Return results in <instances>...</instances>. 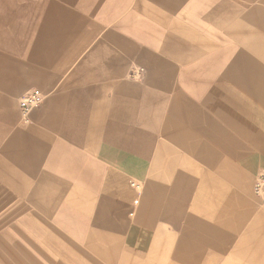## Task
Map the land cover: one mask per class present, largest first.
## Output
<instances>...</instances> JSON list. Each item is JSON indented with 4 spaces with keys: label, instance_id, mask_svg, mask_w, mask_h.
<instances>
[{
    "label": "crops",
    "instance_id": "1",
    "mask_svg": "<svg viewBox=\"0 0 264 264\" xmlns=\"http://www.w3.org/2000/svg\"><path fill=\"white\" fill-rule=\"evenodd\" d=\"M228 1L216 0L202 18L223 16L226 21L236 20L227 29L229 33L262 38L259 32L264 31V0L258 5L252 4L254 0L234 4ZM181 3L186 1H154L157 7L164 8ZM105 5L112 8V1H105ZM144 18L149 20L147 15ZM96 23L89 22L94 31H101ZM75 24L86 26L87 21L79 17ZM107 24L106 21L102 31L91 36L95 47L88 52L101 49L103 40L138 48L136 40L144 37L137 34L129 39L109 30ZM193 37L182 33L178 40L190 42ZM249 39L245 43L262 60L243 52L228 53L227 49L215 55L203 54L184 42L178 48L138 54L145 67L141 81L136 82L119 77L117 59L110 55L105 61L108 85L103 84V76L96 73L95 65L92 73L85 71L83 78L65 81L59 79L60 68L45 69L50 80L42 87H52V92L33 87L46 93L41 106L31 113L36 128L22 133V128H15L1 148L0 162L4 161L2 155L7 157L11 148L19 146L21 134L36 131L38 162L59 161L61 165L56 163L55 172L65 173L68 179L70 168L63 169L66 167H62V162L97 159L100 198L95 202L91 223L103 234L121 237L131 252H144L150 245L136 243L145 236L143 213L146 205L152 203L156 204L155 209L163 208L156 218L173 219L179 225L178 240L170 255L174 264H241L242 258L252 264H264V212L250 203L254 197L264 208L252 191L255 174L264 169V40ZM203 49L206 51V47ZM34 58L38 61L47 57L43 53ZM83 58L71 67L70 76L86 67ZM94 58L90 55L87 60ZM60 60L49 59L46 65L64 64ZM40 73L42 70L33 75ZM16 76L17 72H11L10 85L22 81ZM106 86L109 92L103 91ZM5 102L12 119L10 98ZM155 130H159L163 140L157 146L153 143ZM151 154L158 156L152 161L148 157ZM12 158L22 163L18 155ZM71 167L74 177L83 176L75 171V164ZM125 172L149 181L143 185L145 197L141 205L139 193L124 181ZM139 179L136 180L142 183ZM136 198L139 203L134 205ZM33 202L44 212L68 206L73 198L61 191H44ZM131 210L133 216L129 215ZM251 213L256 216L250 225L241 227ZM241 214L245 217L241 218ZM30 218L42 223L34 215ZM66 244L71 251L77 249ZM161 245L159 242V252Z\"/></svg>",
    "mask_w": 264,
    "mask_h": 264
},
{
    "label": "rangeland",
    "instance_id": "2",
    "mask_svg": "<svg viewBox=\"0 0 264 264\" xmlns=\"http://www.w3.org/2000/svg\"><path fill=\"white\" fill-rule=\"evenodd\" d=\"M105 1L109 0H0V153L15 128H22L20 133L28 128H36L32 118L29 123L19 122L18 99L26 89L33 87L51 94L52 87H42L44 82L50 80L43 71L45 69L50 71L55 67L60 68L61 76L58 78L65 81L72 77L83 78L85 71L95 69V65L96 73L103 76V84L108 85L109 75L105 61L110 55L117 59L118 70L121 69L122 72L119 77L136 82L141 81L145 67L138 54L178 48L182 42L192 44L191 47L203 54L215 55L219 50L227 49L228 53L243 52L246 56L263 59L252 52L245 40L251 37L262 41L264 31L259 32L262 38H247L244 37L246 35L227 31L236 20L226 21L223 16H214L210 20L202 18L203 14L211 11L216 0H185L186 3L173 4V7L167 8L157 7L155 0H111L112 8L105 5ZM259 1L254 0L252 4L258 5L256 3ZM228 2L234 4L247 1ZM144 15L148 16V21ZM79 17L87 21L86 26L75 24ZM90 21L97 22L96 25L101 31L107 21L108 29L116 34L129 39L137 34L144 37L136 40L138 48L131 44L103 40L105 45L92 54L88 51L95 47L92 44L95 41L90 42V38L101 31H94ZM182 33L192 34L194 40L180 42L178 35ZM140 50L142 52L139 53ZM43 53L47 58L38 61L34 58H39ZM90 55L95 56V60H87ZM82 57L86 60L83 65L86 70H78L70 76L71 67L80 63ZM46 59L59 62L62 59L64 64L46 65L49 63ZM39 69L42 73L34 76V71L40 72ZM11 72H17L15 79L22 80L15 86L9 84ZM21 83L22 86L19 87ZM108 90V86L103 88V91L109 92ZM8 98L13 110L12 119L8 116L5 102ZM159 130L153 133L154 146L163 141L159 137ZM26 132L25 136H19V146L11 148L7 157L1 156L4 161L0 162V264H34L33 261L38 264H174V260L170 261V255L174 252L171 250L172 246L178 240L179 234L176 230L179 225L174 224L173 219L156 218L160 214L159 210L163 208L155 209L156 204L152 203L146 205L143 213L145 236L136 244L150 245L144 252H131L121 237L111 233L103 234L101 229L97 230L94 223H91V214L96 210L95 202L100 198L98 193L101 171L97 159L62 162V167H66L63 169L70 168L71 178L68 179L65 173L55 172L56 163L60 164L59 161L38 162L36 131ZM25 149L27 150L24 154ZM140 152L146 153L145 150ZM28 153L31 156H26ZM14 155L22 159L21 164L14 162ZM145 156L140 158L145 159ZM157 156L151 154L148 157L153 161ZM74 164L77 167L75 171L83 176H73L75 172L71 166ZM139 178L130 172L124 173L127 186L130 180L137 181ZM139 180H143L137 190L141 205L145 197L143 185H147L149 181L147 178ZM66 182L67 186L64 185ZM166 184H170V181ZM44 191L69 193L73 202L68 206L43 212L33 200L40 199V193ZM250 203L256 210L264 212V208L260 207L254 197ZM239 204L242 205L243 202ZM159 205L164 206L166 203ZM155 210L156 213L153 214ZM30 215L41 219L42 223L31 219ZM241 215V218L245 217ZM254 216L256 213H251L241 227L249 226ZM159 242L162 243L160 252L157 249ZM66 243L77 249L71 251ZM243 249L246 250L245 247ZM240 263L252 264L243 258Z\"/></svg>",
    "mask_w": 264,
    "mask_h": 264
},
{
    "label": "built area",
    "instance_id": "3",
    "mask_svg": "<svg viewBox=\"0 0 264 264\" xmlns=\"http://www.w3.org/2000/svg\"><path fill=\"white\" fill-rule=\"evenodd\" d=\"M46 93H44L41 89L31 88L27 89L21 94L18 99V109H20V117L19 121L22 124L29 123L31 120V113L34 108L40 106V104L45 100ZM129 185L136 190L139 189L138 181H129ZM252 191L257 199L260 200L261 204L264 205V169L259 170L253 179ZM134 205H137L138 199L133 200ZM134 211L131 210L129 212L130 216H133Z\"/></svg>",
    "mask_w": 264,
    "mask_h": 264
},
{
    "label": "bare ground",
    "instance_id": "4",
    "mask_svg": "<svg viewBox=\"0 0 264 264\" xmlns=\"http://www.w3.org/2000/svg\"><path fill=\"white\" fill-rule=\"evenodd\" d=\"M42 103H43V102H42ZM42 103H41V104H42ZM41 104H40V106H41ZM38 107H39V106H38ZM34 109H35V108H34Z\"/></svg>",
    "mask_w": 264,
    "mask_h": 264
}]
</instances>
